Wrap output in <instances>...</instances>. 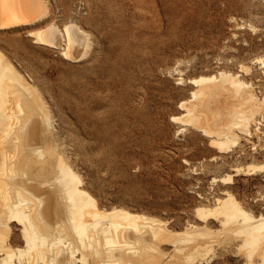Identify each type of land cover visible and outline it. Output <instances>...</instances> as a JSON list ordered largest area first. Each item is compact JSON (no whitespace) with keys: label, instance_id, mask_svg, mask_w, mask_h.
I'll list each match as a JSON object with an SVG mask.
<instances>
[{"label":"rangeland","instance_id":"obj_1","mask_svg":"<svg viewBox=\"0 0 264 264\" xmlns=\"http://www.w3.org/2000/svg\"><path fill=\"white\" fill-rule=\"evenodd\" d=\"M46 1L35 24L0 29V50L41 90L55 137L101 206L153 215L181 230L203 224L195 207L213 205L227 189L246 209L264 214V172L233 176L232 184L213 181L236 165L264 162V113L260 133L241 136L227 152L172 119L182 115L178 103L194 87L187 79L200 74L238 72L263 96L257 58L264 57V0ZM71 22L88 36L80 60L62 54L64 41L46 46L28 34ZM213 242L201 261L190 257L186 264H246L238 241Z\"/></svg>","mask_w":264,"mask_h":264},{"label":"bare ground","instance_id":"obj_2","mask_svg":"<svg viewBox=\"0 0 264 264\" xmlns=\"http://www.w3.org/2000/svg\"><path fill=\"white\" fill-rule=\"evenodd\" d=\"M46 10V0H0V29L35 24ZM28 34L46 46L64 41L61 52L69 59L80 60L88 46L87 34L73 22ZM257 61L264 76V57ZM240 70L250 73V66L241 64ZM28 78L0 50V264H186L190 257L199 260L213 241L225 247L232 240L246 264H264V214L246 209L230 190L213 205L195 207L203 224L181 230L153 215L101 206L67 160L47 101ZM187 81L194 87L178 103L182 115L172 119L211 136L220 152L239 145L241 136L260 133L264 92L259 97L238 72L220 69ZM231 170L213 181L232 184L233 176L264 172V162ZM210 220L220 226L209 227Z\"/></svg>","mask_w":264,"mask_h":264}]
</instances>
